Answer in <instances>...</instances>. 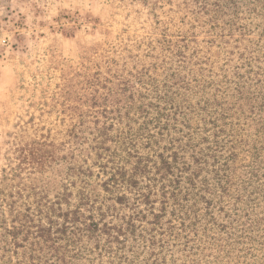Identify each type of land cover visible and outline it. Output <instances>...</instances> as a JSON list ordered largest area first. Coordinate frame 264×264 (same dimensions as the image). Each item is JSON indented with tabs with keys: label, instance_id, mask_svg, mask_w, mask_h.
<instances>
[{
	"label": "rangeland",
	"instance_id": "obj_1",
	"mask_svg": "<svg viewBox=\"0 0 264 264\" xmlns=\"http://www.w3.org/2000/svg\"><path fill=\"white\" fill-rule=\"evenodd\" d=\"M17 214L29 264H264V0H0Z\"/></svg>",
	"mask_w": 264,
	"mask_h": 264
},
{
	"label": "trees",
	"instance_id": "obj_2",
	"mask_svg": "<svg viewBox=\"0 0 264 264\" xmlns=\"http://www.w3.org/2000/svg\"><path fill=\"white\" fill-rule=\"evenodd\" d=\"M85 106H86L85 113L90 115L93 113V111L98 109V106L95 103L86 104ZM79 110L82 109L78 108V111ZM79 120H80L79 122L77 121L74 122L72 127L73 128L72 132L75 135L74 137H77L79 135L78 132L82 130L83 129L82 127L85 126V123H87L84 121L82 117ZM73 159L80 160L81 157L74 153ZM11 217L12 218L10 221L11 222L10 230L6 228L5 220L0 221L1 222L0 227H2L3 230H5L6 236L8 238L7 244H9L11 248L15 249V255L17 257L16 264H29L30 260L35 261L36 259H38L39 255L37 252L42 251V247L44 245H48L51 243L50 237L47 238L44 235L45 232H47L46 231L47 228H45L43 225H39V228L34 233H32L31 226L28 225L29 221L25 222L22 215L17 214V215H12ZM29 240L32 242L30 243ZM24 242L29 244V247L26 249L23 246Z\"/></svg>",
	"mask_w": 264,
	"mask_h": 264
}]
</instances>
